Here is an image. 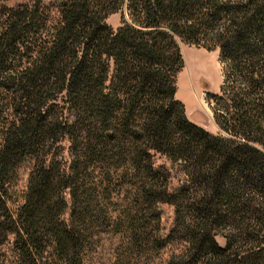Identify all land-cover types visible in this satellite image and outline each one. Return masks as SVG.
Wrapping results in <instances>:
<instances>
[{
  "label": "trees",
  "instance_id": "16d2710c",
  "mask_svg": "<svg viewBox=\"0 0 264 264\" xmlns=\"http://www.w3.org/2000/svg\"><path fill=\"white\" fill-rule=\"evenodd\" d=\"M181 42L219 50L220 133ZM106 233L115 263L264 264V0L0 6V264H94Z\"/></svg>",
  "mask_w": 264,
  "mask_h": 264
},
{
  "label": "rangeland",
  "instance_id": "374dc122",
  "mask_svg": "<svg viewBox=\"0 0 264 264\" xmlns=\"http://www.w3.org/2000/svg\"><path fill=\"white\" fill-rule=\"evenodd\" d=\"M27 0H1L0 6H14ZM50 4L52 0H43ZM123 16L128 17L126 6L121 11L110 16L109 24L114 29L121 25ZM185 67L178 78L177 98L186 108L190 121L209 132L220 133L213 119V102L208 101L209 92L219 93L223 81V65L219 60V50L208 51L202 47L180 43ZM114 65L111 64L110 79L114 75ZM216 240L225 245V239L218 235ZM123 238L119 235L106 233L102 235V243L94 252L91 262L94 264H132L127 259L115 263V256L121 252Z\"/></svg>",
  "mask_w": 264,
  "mask_h": 264
},
{
  "label": "crops",
  "instance_id": "0c3cea01",
  "mask_svg": "<svg viewBox=\"0 0 264 264\" xmlns=\"http://www.w3.org/2000/svg\"><path fill=\"white\" fill-rule=\"evenodd\" d=\"M110 19V18H109ZM109 19H108V21H109Z\"/></svg>",
  "mask_w": 264,
  "mask_h": 264
}]
</instances>
